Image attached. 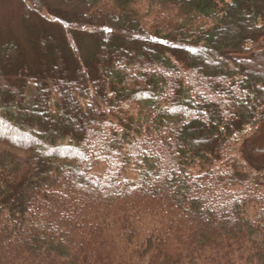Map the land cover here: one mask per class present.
<instances>
[{
  "label": "trees",
  "instance_id": "1",
  "mask_svg": "<svg viewBox=\"0 0 264 264\" xmlns=\"http://www.w3.org/2000/svg\"><path fill=\"white\" fill-rule=\"evenodd\" d=\"M23 1L0 264H264V0Z\"/></svg>",
  "mask_w": 264,
  "mask_h": 264
},
{
  "label": "rangeland",
  "instance_id": "2",
  "mask_svg": "<svg viewBox=\"0 0 264 264\" xmlns=\"http://www.w3.org/2000/svg\"><path fill=\"white\" fill-rule=\"evenodd\" d=\"M32 13L34 12L30 10L29 5L23 0H10L6 3V5L3 4L0 6V24H5V26L9 27L12 32L20 36L24 32L23 30L25 26L27 27L30 24L36 23L32 18ZM42 16L48 20H51V16L48 14H44ZM38 20L40 21L39 18H37L36 21ZM35 25L40 26L41 23H36ZM72 37L73 35L71 33H69L67 36L68 40H70V45L74 46L76 43ZM76 38L78 39L77 34ZM255 140L259 145H264V125Z\"/></svg>",
  "mask_w": 264,
  "mask_h": 264
}]
</instances>
